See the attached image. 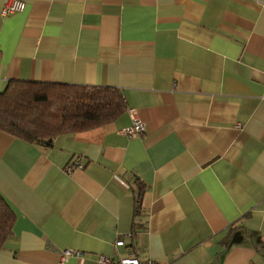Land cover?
<instances>
[{"label":"crops","instance_id":"1","mask_svg":"<svg viewBox=\"0 0 264 264\" xmlns=\"http://www.w3.org/2000/svg\"><path fill=\"white\" fill-rule=\"evenodd\" d=\"M22 1L0 14V92L112 86L126 109L50 145L0 129V264H264V0Z\"/></svg>","mask_w":264,"mask_h":264},{"label":"trees","instance_id":"2","mask_svg":"<svg viewBox=\"0 0 264 264\" xmlns=\"http://www.w3.org/2000/svg\"><path fill=\"white\" fill-rule=\"evenodd\" d=\"M125 109L116 87L11 79L0 92V129L27 142L50 145L59 134L112 121ZM141 212L137 196L135 213ZM14 221L0 195V249L11 237Z\"/></svg>","mask_w":264,"mask_h":264},{"label":"built area","instance_id":"3","mask_svg":"<svg viewBox=\"0 0 264 264\" xmlns=\"http://www.w3.org/2000/svg\"><path fill=\"white\" fill-rule=\"evenodd\" d=\"M25 8V3L22 0H4L1 8L0 14L1 15H8L11 13L22 11ZM127 112L130 116L131 123L130 125L122 128L120 133L127 136L132 135H140L144 132V123L137 115L134 109H127ZM81 167V164L76 162H70L66 165L65 170L70 172L72 168ZM124 245L123 239L116 240L114 243L115 247H120ZM75 255L80 256L82 255L81 251L73 250V249H64L61 251V257L59 260V264H62L69 256ZM96 264H158L154 260L149 258H140L131 252H127L124 255H104L101 254L98 256Z\"/></svg>","mask_w":264,"mask_h":264}]
</instances>
